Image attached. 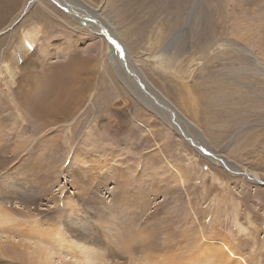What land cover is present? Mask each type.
<instances>
[{"label": "rangeland", "instance_id": "rangeland-1", "mask_svg": "<svg viewBox=\"0 0 264 264\" xmlns=\"http://www.w3.org/2000/svg\"><path fill=\"white\" fill-rule=\"evenodd\" d=\"M58 1L0 0V209L98 264H264V0Z\"/></svg>", "mask_w": 264, "mask_h": 264}, {"label": "bare ground", "instance_id": "bare-ground-1", "mask_svg": "<svg viewBox=\"0 0 264 264\" xmlns=\"http://www.w3.org/2000/svg\"><path fill=\"white\" fill-rule=\"evenodd\" d=\"M35 1V0H34ZM33 0H31V2H34ZM58 1V0H56ZM67 2H76L79 3L77 0H64ZM60 2V1H58ZM114 2V0H105L104 1V9H107L108 13H110V9H108L109 5H111ZM116 2V1H115ZM260 3V2H259ZM76 5V4H75ZM80 5V4H79ZM264 6V5H263ZM42 7V6H41ZM102 7H100L99 9H92L93 11V15H99L101 17H106L108 14L104 11L101 10ZM259 10V9H258ZM264 10V8H263ZM54 15V14H53ZM105 15V16H104ZM126 16V15H125ZM111 17V16H110ZM106 17L108 20L113 17ZM49 18V17H48ZM93 19V18H92ZM126 20V19H125ZM252 20V19H251ZM61 21V20H60ZM84 21V20H83ZM56 22V21H55ZM62 22V21H61ZM79 22V21H78ZM103 25L105 27L106 30H104V28L102 27V25L100 26L98 24V27L94 34L97 36L99 34L104 35L105 37L108 36L109 39H106L107 43L109 46H113L114 41H113V37L110 34L111 32L115 35V37H117L119 34H121L120 31L116 30V26L108 23L107 21H105V18L102 19ZM63 23V22H62ZM96 23V21H95ZM64 24V23H63ZM97 24V23H96ZM101 24V23H100ZM80 25L84 28H87L86 22H81ZM94 25V24H93ZM221 25V24H220ZM249 27V26H248ZM56 28V27H55ZM242 28V27H241ZM249 30V28H248ZM108 31V32H107ZM250 31V30H249ZM252 31V30H251ZM108 33V34H107ZM222 33V32H221ZM247 33V30H246ZM91 34V33H90ZM111 36H110V35ZM178 32H175L174 34L171 35L170 39L164 44V46L161 49V52L159 54V57H164L165 55L168 54V52L172 49V47L175 45L177 38L179 36ZM221 35V34H220ZM245 35V34H244ZM31 35L29 33H25L24 34V39L27 41L31 40ZM243 36V35H242ZM34 37V35L32 36ZM158 37V35H157ZM161 37V35H160ZM228 38V37H227ZM248 38V37H247ZM251 38V37H250ZM160 39V38H159ZM119 40V39H118ZM156 40V39H155ZM154 40V42H155ZM120 42V40H119ZM226 42H231L229 40H227ZM25 43V41H24ZM214 43V42H213ZM211 43V44H213ZM32 44V43H31ZM204 45V44H203ZM210 44H208L209 46ZM234 46V45H232ZM236 46V45H235ZM202 47V46H201ZM215 47V46H214ZM220 47V46H219ZM93 48V47H92ZM116 48V47H115ZM152 48V47H151ZM222 48V47H221ZM110 47H108V51H109ZM123 50V49H122ZM218 51V50H217ZM119 52V51H118ZM244 52L246 53V55L248 56V51H246L244 49ZM250 54V53H249ZM252 57V56H251ZM117 60V59H116ZM105 63L108 64L109 61L113 60L105 55ZM126 61V60H125ZM102 59L100 60L99 64H101ZM109 64H111L109 62ZM108 64V65H109ZM129 64V63H128ZM251 65V64H250ZM253 65V63H252ZM130 66V65H129ZM256 68L258 69V75L263 76L264 77V71L262 69H260L259 65L257 63H255ZM253 66V68L255 67ZM7 67V66H6ZM252 67V66H251ZM111 70L113 71V73L115 74V72L117 73L118 71L116 69H114L111 66ZM131 71V70H130ZM140 78L143 82H145L148 86V91L149 93H152L154 96H157L161 99H164L170 106H168L169 108H167L171 114L175 113V116H180L181 113H179L180 111L177 110L176 108H174L164 97L163 95H161L158 91H156L154 88H152V86L147 83L144 79L141 78L140 76V72L138 71V75L136 77ZM139 79V81H140ZM143 86V85H142ZM154 89V90H153ZM135 93V92H134ZM72 96V94H71ZM136 97V96H135ZM138 98V96H137ZM150 98L153 100V96H150ZM142 98H140V103L148 110H150L149 108L146 107V103H144L142 100ZM144 100V99H143ZM139 101V100H138ZM194 101V100H193ZM57 102L56 104L58 105V99L55 101ZM55 104V103H54ZM164 104V103H163ZM59 106V105H58ZM57 106V107H58ZM52 110H56V107L50 109ZM63 110V109H62ZM47 112L49 110H46ZM152 111V109H151ZM156 111V110H155ZM154 113L158 114L159 116H161L157 111ZM60 114V113H59ZM182 116V115H181ZM163 117V116H162ZM181 119V120H180ZM180 119H176L181 121V123H185L187 126L190 127V129H188V133H190V131L194 130V125L189 122L188 120L186 121V119L183 117V119L180 117ZM191 124V126H190ZM195 133V132H194ZM191 134V133H190ZM201 136V135H200ZM202 137V136H201ZM202 140V143L205 142V139H200ZM207 142V141H206ZM208 143V142H207ZM201 144V143H200ZM207 148V147H206ZM206 152V151H205ZM209 152V151H208ZM208 154V153H207ZM212 156V157H211ZM211 159L214 158L216 159L213 155L210 154L209 156ZM208 157V158H209ZM207 158V159H208ZM209 160V159H208ZM214 160V161H215ZM211 161V160H210ZM220 161V160H218ZM213 162V161H212ZM225 162L228 164V162L225 160ZM230 167V166H229ZM231 169L236 170V167ZM242 172L244 169H240ZM240 171V172H241ZM249 171V170H248ZM252 175L253 180L254 181H262L264 179V175L262 174H258L255 172H251L249 173ZM245 175V174H244ZM245 176H249V175H245ZM244 176V177H245ZM247 178V177H246ZM15 214H20L19 212L15 213ZM21 218V217H19ZM28 218V217H27ZM22 220V218L20 219ZM26 220V219H25ZM28 220V219H27ZM30 221V220H29ZM35 223V222H34ZM38 223V222H37ZM36 223V224H37ZM31 225V224H30ZM40 225V223H39ZM57 225V224H56ZM28 226V222L27 221H19L16 220L15 218H12L7 212H4L2 209H0V257L1 258H5L6 261L4 262L5 264H55V262H58V264H64L63 260L67 259L68 256H70L69 258H74L71 261V264H98L99 259H97V254H94V250L92 249H87L83 244H79V246H75L73 243L69 240V238L66 236V234L64 233L62 228H57L60 226H56L54 230H49V232H47L46 230L43 229H38L35 230L36 228H34V226H31V230L30 232H35L37 233V235L41 238V239H34L33 237H30V235L28 233L29 230L28 229H24ZM21 227V228H19ZM38 227V225H37ZM33 229V230H32ZM36 237V236H35ZM57 238V240H56ZM66 252V253H65ZM216 253V251H215ZM217 254H222V252H219ZM221 258V257H220ZM223 258V257H222ZM153 259H157L155 256H153ZM186 259V258H185ZM2 260V259H0ZM56 260V261H54ZM71 260V259H69ZM243 260V259H238ZM169 262H175L176 263V257H174L173 259H169ZM168 260L166 258L163 259H157L153 264H169ZM197 262L200 264H203V262H200V259H197ZM246 262V261H245ZM225 263V262H224ZM239 263V262H238ZM68 264V263H66ZM103 264H112V263H108L105 262ZM127 264H146V263H141L138 262L136 260H131L128 259L127 260ZM177 264V263H176ZM222 264V263H221ZM226 264V263H225Z\"/></svg>", "mask_w": 264, "mask_h": 264}, {"label": "water", "instance_id": "water-1", "mask_svg": "<svg viewBox=\"0 0 264 264\" xmlns=\"http://www.w3.org/2000/svg\"><path fill=\"white\" fill-rule=\"evenodd\" d=\"M195 5V4H194ZM195 11V10H194ZM194 11H193V13H194ZM193 13L190 15V18L192 17V15H193ZM190 22V21H189ZM188 22V23H189ZM109 56H112V53H110L109 54ZM151 96V95H150ZM157 97V96H156ZM159 98V97H158ZM159 100H161L163 103H165V105L168 107V106H170L164 99H161V98H159ZM169 108V107H168ZM174 118V117H173ZM178 127H179V124L178 123H175ZM190 128V127H189ZM180 132H182V135H186L187 134V132L186 133H184L180 128L178 129ZM187 136V135H186ZM214 155H218V154H214ZM227 170H229V171H232V170H230V169H227ZM234 173V172H233ZM237 174H241V175H243V176H245L242 172H236ZM245 177H247L246 179H248L250 182H252V183H259L260 185H263L264 186V182L263 181H254L250 176H245Z\"/></svg>", "mask_w": 264, "mask_h": 264}]
</instances>
